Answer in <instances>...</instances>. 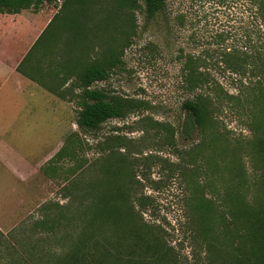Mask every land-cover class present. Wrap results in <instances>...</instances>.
<instances>
[{
  "label": "rangeland",
  "instance_id": "1",
  "mask_svg": "<svg viewBox=\"0 0 264 264\" xmlns=\"http://www.w3.org/2000/svg\"><path fill=\"white\" fill-rule=\"evenodd\" d=\"M125 1L0 0L1 28L42 25L40 40L11 50L67 103L56 172L16 193L21 184L0 169V264H256L264 21L252 0H167L153 19L143 3ZM96 65L107 78L89 89L133 109L82 132L81 77ZM201 94L221 103L208 105L204 130L186 139L182 105ZM7 112L11 144L42 152L46 135L26 111ZM142 196L152 200L145 213Z\"/></svg>",
  "mask_w": 264,
  "mask_h": 264
},
{
  "label": "crops",
  "instance_id": "2",
  "mask_svg": "<svg viewBox=\"0 0 264 264\" xmlns=\"http://www.w3.org/2000/svg\"><path fill=\"white\" fill-rule=\"evenodd\" d=\"M41 29L42 25H17L16 28L3 25L2 28L0 27V169L7 171L14 180L21 184L15 189L16 193H19L23 186H28L33 178H39L41 174L56 172L57 159L62 153L61 127L63 122L59 109L67 104L64 95L60 94L55 87H49L25 71H19L18 67L25 57L20 53L16 55L11 50L14 45L20 48L28 47L33 43L31 40L34 42L38 40L43 31ZM29 30L33 36L27 34ZM19 32L21 34L18 36ZM63 83V81L60 83L61 91L67 88V85ZM10 110H16L19 116L26 111V119H29L31 126L38 127L39 134L42 135L41 139H44L43 135H46L44 146L40 147L42 152H33L31 157L21 148L19 150L11 144L7 138L9 127L13 125L10 114L7 112ZM38 147L39 145L31 143L28 148L34 150Z\"/></svg>",
  "mask_w": 264,
  "mask_h": 264
},
{
  "label": "trees",
  "instance_id": "3",
  "mask_svg": "<svg viewBox=\"0 0 264 264\" xmlns=\"http://www.w3.org/2000/svg\"><path fill=\"white\" fill-rule=\"evenodd\" d=\"M139 2L144 4L145 13L147 17L151 19L156 18L159 14H161L165 10L167 5V0L125 1V3L129 6H131L132 3L137 4ZM252 2L254 7L255 21H258L260 16L261 19L264 21V16H262L263 12L261 9L262 0H252ZM41 36L38 40H40ZM116 62L117 59H109L108 65L113 66ZM22 64L18 67V70L24 72ZM62 66L64 69L67 67L66 65ZM106 70L107 69L105 67L96 65L88 69L81 77L83 92L80 97V111L78 113L76 125L82 132H96L108 120L123 118L128 112L133 109V104L130 101H125L118 98H111L102 91H91L89 89L92 84L106 80ZM234 71L237 72L238 70L234 69ZM31 77L34 76L31 75ZM196 87V85H190V90H194ZM226 101L229 102L231 100L229 99ZM218 102L221 103V99L218 94L215 97H212V95L210 94H201L198 95L195 100L185 101L182 105V110L185 112V119L182 127V136L186 139H190L193 136L194 132H196L197 130L203 131L206 125V121L208 119V105H215ZM151 202V197L142 196L138 203L140 212H147V207ZM250 223V227H257L253 235V242L259 247L258 251L260 253V256L255 259L256 264H264V252L260 250V246L262 245L264 239V220L252 218V221ZM262 250L264 251V247L262 248Z\"/></svg>",
  "mask_w": 264,
  "mask_h": 264
}]
</instances>
